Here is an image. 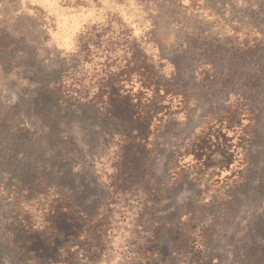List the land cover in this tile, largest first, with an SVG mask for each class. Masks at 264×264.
<instances>
[{
    "label": "rangeland",
    "instance_id": "374dc122",
    "mask_svg": "<svg viewBox=\"0 0 264 264\" xmlns=\"http://www.w3.org/2000/svg\"><path fill=\"white\" fill-rule=\"evenodd\" d=\"M254 1H232L233 13L221 12L220 23L213 25L190 22L186 11L169 10L170 3L162 0L159 16L149 23L153 26L142 33L143 38L152 33L155 41L145 43L147 51L162 61L165 73L177 77L188 96V108L155 131L150 172L159 182L168 181L172 158L232 94L251 93L258 108V140L249 160L253 173L237 188L239 202L216 211V264H253L256 255L264 254V0ZM94 16L101 17V11L76 10L62 0H0V242L6 240L12 208L19 204L29 209L38 199H55L60 184L88 213L102 208L116 168V130L86 107H74V97L65 106L78 112H59L53 122L45 121L36 107L40 87L56 71L73 64L93 70L99 55L121 53L115 28L100 27L92 31L86 48L77 45V35ZM127 16L132 19V13ZM230 173L222 172L224 182ZM166 187V202L153 217L177 220L203 190L209 193L189 170ZM35 190L39 194L34 197ZM1 260L14 264L6 253Z\"/></svg>",
    "mask_w": 264,
    "mask_h": 264
},
{
    "label": "trees",
    "instance_id": "16d2710c",
    "mask_svg": "<svg viewBox=\"0 0 264 264\" xmlns=\"http://www.w3.org/2000/svg\"><path fill=\"white\" fill-rule=\"evenodd\" d=\"M100 27L115 28L121 53L99 55L93 70L73 64L56 71L40 87L36 107L45 121L53 122L59 112H78L65 106L74 97V107H86L116 130V168L102 208L88 213L65 184L56 186L57 198L34 201V211V204L29 209L18 204L7 215L0 264L4 253L14 264H216V211L239 202L237 188L253 173L249 160L259 120L255 99L248 92L235 93L210 112L201 130L172 158L167 184L161 183L150 172L154 134L188 108V96L177 77L165 73L162 61L147 51L153 40L136 34L117 14L85 24L77 45L86 48ZM187 170L209 193L203 190L177 220L153 217L166 202V185L178 183ZM224 171L231 172L226 182ZM37 194L35 190L33 196ZM253 264H264V254L256 255Z\"/></svg>",
    "mask_w": 264,
    "mask_h": 264
},
{
    "label": "crops",
    "instance_id": "0c3cea01",
    "mask_svg": "<svg viewBox=\"0 0 264 264\" xmlns=\"http://www.w3.org/2000/svg\"><path fill=\"white\" fill-rule=\"evenodd\" d=\"M63 4H72L73 8L76 10H87L96 11L99 13L101 11L102 16H94L90 18L89 23L106 21L109 17L114 14L119 15L124 21H126L135 31L136 34L142 35V33L147 32L151 20H155L159 13L157 12L158 3L162 0H62ZM169 5L166 6L167 9H172V7L182 8L189 15V20L193 18L194 20L203 22H211L213 25L219 24V15L223 12V15L232 14L234 11L233 2L239 0H164ZM241 1V0H240ZM255 3L258 0L254 1ZM132 13V19L127 15ZM127 17H126V16ZM171 18V14L167 16ZM199 19V20H198ZM191 22V20H190ZM143 28V29H142ZM146 28V30H145ZM149 35L153 41L154 38L151 36L152 33L144 34L143 36Z\"/></svg>",
    "mask_w": 264,
    "mask_h": 264
}]
</instances>
